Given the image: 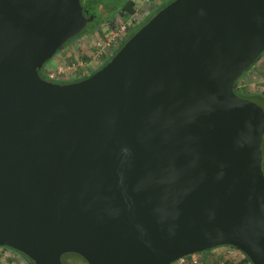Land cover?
I'll list each match as a JSON object with an SVG mask.
<instances>
[{
  "label": "water",
  "instance_id": "1",
  "mask_svg": "<svg viewBox=\"0 0 264 264\" xmlns=\"http://www.w3.org/2000/svg\"><path fill=\"white\" fill-rule=\"evenodd\" d=\"M94 19L81 0H0V247L264 264V108L233 90L264 53V0H173L90 77L42 78Z\"/></svg>",
  "mask_w": 264,
  "mask_h": 264
},
{
  "label": "flooded vegetation",
  "instance_id": "2",
  "mask_svg": "<svg viewBox=\"0 0 264 264\" xmlns=\"http://www.w3.org/2000/svg\"><path fill=\"white\" fill-rule=\"evenodd\" d=\"M164 1L165 0H163V2ZM160 6H161V4L156 5L157 8H159ZM83 7H84V13L87 17H89L91 15H94L96 17L95 13L92 12V9L89 8V6L88 7L83 6ZM157 8L154 9V11H156ZM120 14H121V12H120ZM120 14L118 15L119 19H120ZM155 14L152 15L150 13L149 15L150 16L152 15V17H153ZM149 15H146L145 17H143V19L141 21L135 23L133 25V27H131L129 29V31H127V33L123 37H121V39L115 44L113 51H112V55L110 57H103L99 60H95L93 58L94 37H91V34H88L87 36H83L81 38H77L73 42V40L76 37H79L83 33L82 32L80 35H78V36L74 37L73 39H71L70 41H68L64 45L63 49L57 52L58 55L56 53L57 57L54 59L53 64L55 66V64L57 63V59L59 57H60L61 61H64V59L68 60L67 57H68V55H71V54L79 55V56L80 55H87L89 60L85 61V63L83 65H78L74 70L68 71L65 74L59 76L58 78L50 79L48 74H47V70L49 68L47 66V64L49 61H51L56 56L55 55L53 58H51L49 61H47L44 64V66L41 68L40 76L42 78H44L45 80L51 81L53 83H58V84L76 83V82L82 81V80L90 77L91 75H93L95 72H97L98 70H100L102 67H104L106 65V63L119 51V49L124 45V43L131 37L130 36L131 33L135 34L142 26H144L152 18L151 17L147 21V19L150 17ZM116 20H118V19H116ZM92 22H90V23H92ZM109 24H110V20L105 21L104 26L106 28H108ZM96 28H98V27H96ZM95 30L96 29H93L90 33L95 32ZM65 50H67V54L62 53ZM263 72H264V58L262 60H259V61L257 59L254 62V64L251 67H249L240 78H238L236 80L235 86L233 88L236 95H238L239 97H242L244 99H249L251 101H254L261 106V104L259 103L258 100L260 98L264 99V86L260 83V80L262 79V75H263L262 73ZM252 90H254V91H252ZM263 144H264V140H263ZM263 154H264V152H263ZM263 169H264V160H263ZM225 247H232V246H225ZM9 248L10 247L7 248L6 246L0 247V258L3 254V257L1 258L3 262L6 263V259L16 257V260L14 262H11V264H19L20 262H23V264H33L34 263L29 257H27L22 252L18 251V253H17V252H15V249H13V248L9 249ZM234 249H236V248L234 247ZM209 251H212V250H209ZM19 252L22 253L23 255L20 254ZM67 254H70V253H67ZM73 254H76V253H73ZM65 255L66 254H64L62 257L64 264H66L65 261H67L68 264H72L74 259H72V258H65L64 259ZM189 256H191V255H189ZM189 256H187V257H189ZM0 264H2V263H0ZM76 264H88V263L81 261V262H77ZM172 264H174V263H172Z\"/></svg>",
  "mask_w": 264,
  "mask_h": 264
},
{
  "label": "built area",
  "instance_id": "3",
  "mask_svg": "<svg viewBox=\"0 0 264 264\" xmlns=\"http://www.w3.org/2000/svg\"><path fill=\"white\" fill-rule=\"evenodd\" d=\"M158 0H143L138 5V10L127 21L120 23L114 28L107 29L100 34L99 38H95L93 43L94 52L93 58L99 60L103 57H110L112 55L115 44L123 37L127 31L133 25L143 19L146 15H149L153 8L158 4ZM163 2V0H161ZM103 40V42H102ZM85 60L77 59V61L69 62L68 60L60 61L55 64L53 68H48L47 74L50 79L58 78L68 71L74 70L78 65H83ZM260 83L264 86V78L260 80ZM236 250V251H235ZM238 249L227 247L225 250L216 249L212 252H208L209 258H203L202 261H198L189 257H184L174 262V264H231L230 259L238 261L240 258L237 254Z\"/></svg>",
  "mask_w": 264,
  "mask_h": 264
},
{
  "label": "rangeland",
  "instance_id": "4",
  "mask_svg": "<svg viewBox=\"0 0 264 264\" xmlns=\"http://www.w3.org/2000/svg\"><path fill=\"white\" fill-rule=\"evenodd\" d=\"M127 1H129V0H81L82 5L87 6V7L89 6V8L92 9V12L95 13L96 17L92 23L88 24L85 31L79 37H76L73 40V42L77 38L87 36L88 34H91V37H94V39L99 38L101 32H104L107 30V28L104 26L105 21L118 19V15H119L120 11L122 10L124 4ZM133 1H135L138 5H140L143 2V0H133ZM96 27H98V28H96ZM93 29H96L95 32L90 33ZM102 42H103V40H102ZM62 53L67 54V50L63 51ZM57 55H58V53H57ZM57 55L51 61L48 62L47 66L49 68L54 67L53 61L57 57ZM60 61H61V59L59 57L57 59V62H60ZM258 101L261 104V106L264 108V99L260 98ZM263 152H264V144H263ZM217 248L220 250L227 249V247H225V246H218V247H215V248L210 249V250L214 251ZM207 251H204V252L198 253V254H193L189 258H192V259H195L198 261H202L203 258H209ZM212 251H210V252H212ZM237 254L239 257L242 258V255H241L239 250L237 251ZM19 264H23V262H20ZM72 264H76V261L73 260ZM246 264H249V263H246Z\"/></svg>",
  "mask_w": 264,
  "mask_h": 264
},
{
  "label": "trees",
  "instance_id": "5",
  "mask_svg": "<svg viewBox=\"0 0 264 264\" xmlns=\"http://www.w3.org/2000/svg\"><path fill=\"white\" fill-rule=\"evenodd\" d=\"M172 1L173 0H165L164 2H162L161 0H158L157 2H158V4H161V6L159 8H157V7L153 8V10L151 11V14L153 15V14L157 13L160 9H162L164 6H166L168 3L172 2ZM156 8H157V10L154 11V9H156ZM137 10H138L137 3L135 1H133V0L127 1L124 4L122 10L120 11L121 14L119 13L120 14V19L118 17V20H116V19L110 20V24H109V26H108L107 29L114 28V27L118 26L120 23L127 21V19L129 18V16L133 15ZM152 15L151 16L149 15L150 17L147 20H149L152 17ZM101 33H103V32H101ZM133 34L134 33H131L130 36H132ZM263 58H264V54H262L258 58V61L259 60H262ZM67 59H68L69 62L77 61V59H79V60L82 59V60H85V61H88L89 60V58H88L87 55H80L79 56V55H74V54L68 55ZM262 74H263L262 75V78H264V72ZM252 91H254V90H252ZM232 248H234V247H232ZM9 249H11V248H9ZM15 252L18 253V251H16V250H15ZM208 252L210 253L209 250L207 251V253ZM240 253L242 255V258L239 257L240 259L238 261H236L235 259H230L229 262L231 264H246V263L252 264L251 261H250V259L243 252L240 251ZM20 254H22V253H20ZM2 257H3V254H2L1 258ZM1 258H0V263H2V264H11V262H14L16 260V257L8 258V259H6V263H5V262L2 261ZM65 258H72V259H74L76 261V263L77 262H81V261H85L80 255L73 254V253L66 254L65 257H64V259ZM65 263L68 264L67 261H65Z\"/></svg>",
  "mask_w": 264,
  "mask_h": 264
}]
</instances>
